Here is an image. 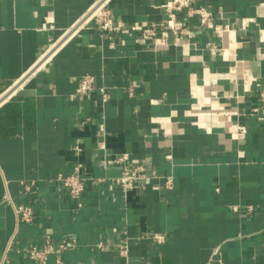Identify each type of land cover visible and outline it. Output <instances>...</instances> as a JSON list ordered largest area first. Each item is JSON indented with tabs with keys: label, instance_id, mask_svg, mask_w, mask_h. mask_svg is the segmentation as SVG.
<instances>
[{
	"label": "crops",
	"instance_id": "0c3cea01",
	"mask_svg": "<svg viewBox=\"0 0 264 264\" xmlns=\"http://www.w3.org/2000/svg\"><path fill=\"white\" fill-rule=\"evenodd\" d=\"M99 1L121 31L89 18ZM171 1L0 0V264H36L17 250L48 236L69 247L62 264H214L217 250L264 264V0H190L228 29L185 9L181 40ZM85 75L95 89L81 96ZM138 162L155 178L124 193L116 179ZM77 164L82 206L53 180Z\"/></svg>",
	"mask_w": 264,
	"mask_h": 264
},
{
	"label": "built area",
	"instance_id": "2783aa9c",
	"mask_svg": "<svg viewBox=\"0 0 264 264\" xmlns=\"http://www.w3.org/2000/svg\"><path fill=\"white\" fill-rule=\"evenodd\" d=\"M168 9L171 12V20L168 22V26L174 30L177 40H181L182 36H178L179 33H185L188 38H191L192 35L187 30L182 29L181 27L177 26L174 21V12L183 11L185 9L188 10L189 16H198L201 25L213 30L217 35H222L224 32L227 31L228 27L217 25L214 23L212 19L211 13L202 7L190 9V0H172L168 4ZM89 18L95 19L99 24V27L103 31L108 32H116L121 31V26H118L115 23L112 13L108 10L104 3L101 1L97 2L91 9L89 13ZM138 29V26L134 27V30ZM145 36L149 37L150 33L146 32ZM156 42L160 41L156 39ZM212 51H217L215 46L210 44ZM221 50V49H219ZM95 82L96 78L93 75H85L83 76L79 82L77 87V94L78 95H88L95 89ZM103 101L106 102L109 99V95L103 90ZM261 107L260 113L261 116L264 118V90L261 92L260 95ZM1 104V103H0ZM211 118L206 120V123L213 124L215 122H211ZM235 131L239 133L245 132V128L238 127ZM100 148L103 147V143L98 144ZM79 150V149H77ZM126 161L125 157L115 158V159H108L104 158L102 161V165L104 168H109L111 166H118L124 164ZM84 166L83 164H77L74 168V171L70 174H58L56 176L55 181L60 182L62 187L68 192L70 197L78 203V206H82L81 198L86 189V182L89 178L83 173ZM155 178L153 176L150 167L146 162H138L136 164H126L123 168L120 176L116 179L117 184L121 187L124 193L129 192L130 190L135 189H145L146 184ZM51 180V181H53ZM24 189L27 192H30L34 186V182L25 183L22 182ZM174 185V178L173 176L166 177L165 187L167 189H172ZM12 203V202H11ZM16 210V214L18 217L19 222L31 223L34 220V210L32 207L27 205H19L14 206ZM252 210V208H250ZM237 210V208H235ZM151 238L159 244H162L166 241V235L162 233H152ZM76 243V241H73ZM69 247L66 244L56 245L52 242L50 236H48L44 243L41 246L32 245L26 247L25 249L17 250L18 253H25L36 264H47L48 260L51 257L55 258L57 264H62V253L67 250ZM98 248L104 249L103 244H99ZM125 253V251H124ZM214 264H224L221 252L217 250L214 254L213 258ZM78 264H87V263H78ZM95 264V263H94Z\"/></svg>",
	"mask_w": 264,
	"mask_h": 264
}]
</instances>
